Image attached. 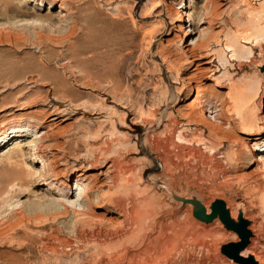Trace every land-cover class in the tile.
Instances as JSON below:
<instances>
[{
	"label": "rangeland",
	"instance_id": "obj_1",
	"mask_svg": "<svg viewBox=\"0 0 264 264\" xmlns=\"http://www.w3.org/2000/svg\"><path fill=\"white\" fill-rule=\"evenodd\" d=\"M179 1L0 0V130L17 126L16 121L31 110L66 116L38 141L40 157L24 147L36 138L30 132L26 138L0 144V264H142V248L154 238L153 234L148 238L151 229L147 233L143 228L155 211L158 219L176 205L163 191L167 184L184 194L201 191L209 202L224 195L258 208L264 170L242 142L248 137L241 130L246 122L248 126L264 122V78L256 79L264 72L257 66L264 59V42L253 50V61L248 55L233 60L224 48L226 38H244L239 32L249 27L246 16L237 17L240 0L224 1L223 6L216 4L219 0H209L211 5L207 0ZM248 2L264 7V0ZM179 12L185 21V15L193 16V25L177 21ZM61 13L65 17L55 19ZM258 23L257 35H263L264 21ZM177 26L195 29L190 39L201 45L194 53L208 52L207 61L214 58L191 81L186 78L194 74L198 61L187 63L191 54L184 55ZM222 52L229 59L226 67L218 60ZM196 86L201 91L198 102ZM234 100L244 109L243 119L232 106ZM221 102L223 125L202 111L203 106ZM41 122L32 123L39 127L33 130L36 135L49 128ZM18 141L23 158L17 157ZM231 151L237 157L229 162L225 155ZM166 152L175 164L165 162ZM22 160L32 167L24 170ZM37 168L45 174L32 175ZM79 175L101 178L82 202L91 211L68 207L51 212L47 199L61 197L57 190L75 188ZM9 185H24L26 190L15 194L8 191ZM79 193L73 190L68 199L78 201ZM152 195L155 201L148 202ZM116 202L130 219L125 220ZM191 220L174 236L177 246L169 261L156 264H231L220 247L232 235L218 231L216 224ZM260 221L264 226V214Z\"/></svg>",
	"mask_w": 264,
	"mask_h": 264
},
{
	"label": "bare ground",
	"instance_id": "obj_2",
	"mask_svg": "<svg viewBox=\"0 0 264 264\" xmlns=\"http://www.w3.org/2000/svg\"><path fill=\"white\" fill-rule=\"evenodd\" d=\"M209 1V0H207ZM206 1V2H207ZM211 1V0H210ZM209 1V2H210ZM212 1H215V0H212ZM220 2L219 3H216L217 5H225L224 1H227V0H219ZM223 1V2H221ZM251 1V0H250ZM255 2H260L262 0H254ZM180 4H182V0L179 1ZM208 2V3H209ZM241 4H242V10H240L239 12H237V17L238 16H246L247 17V24H249V27H247V29L243 32H239V34L241 35H244L243 37L244 38H241V39H235L234 37L232 38H226V43H225V49L228 50V52L231 53V58L233 60H238V59H242L244 58L246 55H248L249 57H253V50L255 48H258L260 46H262V43L264 42V34L262 35H257L259 34V31H260V24L258 22L260 21H264V7L262 8H254L250 5V3L248 2V0H240ZM208 3L206 5H208ZM214 4V2H212ZM264 3V2H263ZM180 4H178V6H175V11L177 9H179L178 7L180 6ZM212 4V5H213ZM63 3H61L59 5V8L60 10L64 9L63 8ZM205 4L203 6H206ZM210 5H211V2H210ZM215 6V5H214ZM213 7V6H212ZM216 7V6H215ZM205 8V7H204ZM203 8V9H204ZM207 8V7H206ZM187 9V7L185 8ZM206 10H209L208 8ZM205 10V11H206ZM204 11V12H205ZM210 11V10H209ZM210 12H213L212 9ZM209 12V14H210ZM178 14V18H177V21H184V25L185 23H190L193 25V19L192 18L193 16H191L190 14L188 15H185L187 16L188 19H186V21L184 20V14L182 12H179L177 13ZM195 16V15H194ZM197 16V15H196ZM56 18L55 19H58V20H62L63 17H65L62 13L61 14H58L57 16H55ZM198 17V16H197ZM207 17V16H206ZM214 17V16H213ZM236 18V17H235ZM240 18V17H239ZM238 18V19H239ZM203 19V17H202ZM236 19V21L238 20ZM201 20V19H200ZM204 20V19H203ZM202 20V21H203ZM240 20V19H239ZM200 22V21H199ZM198 22V24H199ZM20 23V22H19ZM29 23V21H28ZM182 23V22H181ZM24 24V23H23ZM22 24V25H23ZM183 24V23H182ZM197 24V23H196ZM201 24V23H200ZM199 24V25H200ZM203 24V23H202ZM246 24V25H247ZM252 24V25H251ZM264 24V23H263ZM20 25V24H19ZM246 25H243V26H246ZM201 26V25H200ZM251 26H253V28H251ZM178 29H180V31L182 32L183 34V38L181 40V42L183 43L184 45V55L187 56L189 54H191L188 58L186 57V61L187 63L191 64L193 63L194 61H198V63L196 64L195 66V69L193 70L194 71V74H192V76L190 77H187L186 79H189L188 81H191L193 78H195L197 75H199L200 73H202V71L205 69L204 67H206L208 64H211L213 62V59L212 58L210 61L208 60H205V58L207 57V55L209 54L208 52H204V53H201V54H198L196 55L197 53H194L195 49H197V47H200V45H198V40H194V39H190V37L192 36V33H194L195 29L194 30H191V29H188V28H179V26H177ZM242 27V26H241ZM199 28V27H197ZM264 29V28H262ZM1 30V29H0ZM200 32V33H199ZM199 36L201 37V33L203 34L204 33V29L202 30H199ZM264 32V30H263ZM1 33V32H0ZM196 33V32H195ZM225 35H229V34H225ZM226 37V36H225ZM200 39V38H198ZM239 40V41H238ZM182 50V49H181ZM200 50V48L198 49ZM207 50V49H206ZM183 51V50H182ZM181 51V52H182ZM209 51V50H208ZM201 52V51H200ZM215 56V55H214ZM246 58V57H245ZM217 59V58H216ZM250 59V58H249ZM248 59V60H249ZM218 60H219V63L223 66V67H226L228 62H229V59L225 58V54L222 52V53H219L218 54ZM240 61H243V60H240ZM185 62V61H184ZM170 63V62H169ZM186 63V62H185ZM229 65V64H228ZM231 65V64H230ZM262 65V64H261ZM169 66V65H168ZM174 66V65H173ZM227 71V70H226ZM204 72V71H203ZM177 74H179L177 72ZM227 77V72L224 73ZM178 76V75H177ZM208 78V77H206ZM225 78V77H224ZM219 81V80H218ZM192 83V82H191ZM189 84V83H188ZM185 85V84H184ZM248 85V84H247ZM254 85V84H253ZM187 87V85H186ZM238 87V86H237ZM253 87V86H252ZM183 88V87H182ZM229 88V87H228ZM233 89V88H232ZM238 89V88H237ZM236 89V91H237ZM182 90V89H181ZM191 90V89H190ZM242 90V89H241ZM193 91L196 92V98H195V102H198V94L201 92L199 90V87H193ZM200 91V92H199ZM229 91V90H228ZM256 91V90H255ZM254 91V92H255ZM230 92H234L233 90H231ZM240 92V91H239ZM203 93V91H202ZM259 93V89L255 92V95H253V97H256ZM237 94V93H236ZM239 94V93H238ZM203 96V95H202ZM237 96V95H235ZM211 98H214V96H210ZM242 97V94L240 92V94L238 95V98H241ZM235 99V98H234ZM249 100V99H248ZM250 101V100H249ZM193 102V101H192ZM194 102V103H195ZM205 103V102H204ZM231 103V102H230ZM248 103V101H247ZM245 103V104H247ZM193 104V103H192ZM215 104V103H214ZM223 102L219 103L218 106L215 104V105H207L206 107L203 106V110L201 108V110L204 112V115H206L208 118H212L213 121H215V123H219L220 125H223V121L226 119H224V115L222 116L221 113H222V107H223ZM262 105V104H260ZM232 106L234 108H236V113L239 115V117L241 116V119L242 118V111L244 110L243 107L241 108V103H239L238 100H234V102H232ZM244 106V105H243ZM202 107V106H201ZM231 107V106H229ZM84 108V107H83ZM219 108V109H218ZM227 108V107H226ZM224 109V108H223ZM225 110V109H224ZM223 110V112H224ZM227 110V109H226ZM238 111V112H237ZM202 112V114H203ZM231 114V113H229ZM187 117L188 115H190L189 113L186 114ZM185 115V116H186ZM196 115V114H194ZM6 116H9V117H12L13 114H8ZM198 116V115H197ZM226 116V115H225ZM66 117L65 114H63L62 112H50V113H47V112H44V111H37V110H31L29 112H27L25 115H22L20 117V119L18 121H16V123H18L17 126H14V127H9V128H3L0 130V144H3L2 142H5L6 143H9L10 141H12L13 139L15 138H23V137H27L28 133L30 132V135L32 134L34 137L36 136V138L34 139L33 142L29 143L28 145H25L24 147H28L30 148L31 152L34 153V157H40L39 156V152H38V148H37V144H38V141H41L42 139H46L47 136L49 135V133L52 131V128L54 127H57L59 124H61L63 121H65L66 119L64 118ZM182 117V116H181ZM148 118V117H147ZM202 118V117H201ZM121 119V118H120ZM41 120L42 122L40 123L43 127V125H48L49 128L47 129H41V131H38L37 132V135L34 133V131H37V128L33 127V124L32 123H36L37 121ZM138 120V119H137ZM245 120V119H244ZM264 120V119H263ZM8 121H12V120H8ZM137 122V121H136ZM197 122V121H196ZM211 122V121H210ZM228 122V120H227ZM121 123L123 124L124 123V119L121 120ZM120 123V124H121ZM198 123V122H197ZM213 123V122H212ZM172 124V123H171ZM203 124V123H202ZM204 124H208V123H204ZM201 125V124H200ZM221 127V126H220ZM41 128V127H40ZM114 128V127H113ZM34 130V131H33ZM31 131H33L31 133ZM118 132V131H117ZM242 133L245 134V136H247L248 138H244V145L246 147H248L249 151H251L252 153L256 154L255 156V160L256 162H258L259 164V167L261 169L264 170V157L263 156H260V155H264V122L261 126H257V125H254V126H248L247 125V122L245 124V127L242 128L241 130ZM177 133V132H176ZM112 134V133H111ZM180 135V134H178ZM111 137V136H110ZM178 140L180 141L181 140V136H178ZM182 140L185 142L186 140H184L182 138ZM225 140V138H224ZM223 140V141H224ZM227 140V139H226ZM238 140V139H237ZM181 141V143L183 142ZM193 141V140H192ZM233 142V141H232ZM241 141L238 140V143H240ZM252 142V144H251ZM18 144L17 145V150H18V154H17V157L20 156V157H24V155L22 154L23 153V150L22 148L20 147L19 144V141L17 142ZM229 143V142H228ZM201 144V143H200ZM231 144V142H230ZM252 145L251 147L249 146ZM199 145V144H198ZM129 146V145H128ZM213 147V146H212ZM209 148V147H208ZM211 148V147H210ZM164 151H166V148L163 147L162 148ZM214 149V148H213ZM161 150V149H160ZM212 150V148H211ZM169 151V150H168ZM208 151V150H207ZM235 151V150H234ZM232 152V151H231ZM179 153V151H178ZM204 153V152H203ZM10 154V153H9ZM259 154V155H258ZM11 156V155H10ZM43 157V156H42ZM39 158L40 161H42L43 166L45 168L46 166V162L43 158ZM169 153L166 152V155H165V162H168V164L171 166L175 163H171L170 160H169ZM237 157V153L234 154L232 152V155H225V159L229 162H232L234 160V158ZM162 158V157H161ZM223 158V157H222ZM32 159V158H31ZM11 160V159H10ZM23 163L21 164L23 169L24 170H27L28 168L32 167L24 162V160H22ZM226 161V162H227ZM13 163V162H12ZM39 164V163H38ZM114 165H111L110 167H112ZM44 169H33L32 172V175L34 174H37V173H43ZM263 170L261 172H263ZM45 171V170H44ZM30 172V171H29ZM83 169L80 170L79 174H83ZM260 172V171H259ZM29 174V173H28ZM31 174V173H30ZM261 174V173H260ZM100 175L104 176L105 174L104 173H100ZM99 175V176H100ZM247 176V175H246ZM21 177V176H20ZM93 176L92 175H79L78 176V179L76 181V187L75 188H72L70 186V189H68L67 192H64V191H61V190H57V194L60 195L61 197H52L50 199H47V201H50L51 203V206L52 208L50 207L49 210L51 212H62L63 210L66 211L68 207H71L72 210H81L82 211H91L90 209V205H86V207H83L82 205V202L84 200H87L89 199L90 197V187L92 185V183L94 182H97L99 180H101V178H92ZM95 177V176H94ZM238 177V176H237ZM264 177V176H263ZM16 178V177H15ZM228 178V176L226 177ZM20 179V178H19ZM46 182L48 183V178L45 179ZM91 180V181H90ZM50 181L54 182L55 179H50ZM89 181V182H88ZM13 183V182H12ZM218 183V182H217ZM14 184V183H13ZM220 184V183H218ZM260 186V184H258ZM10 186V185H9ZM11 188L8 190L9 192L11 191H15V194L18 192H24V185L22 186H16V185H11L10 186ZM262 187V186H261ZM7 189V188H6ZM18 189V191L16 190ZM102 189V188H101ZM263 189V187H262ZM23 190V191H22ZM30 190V189H29ZM73 190H79L80 191V197H78V201H73L71 199H68V197L70 195H72V192ZM129 191V189H127ZM133 190V189H132ZM127 191V192H128ZM134 191V190H133ZM204 191V190H203ZM9 192L8 195L10 194ZM26 192V191H25ZM30 192V191H29ZM126 192V193H127ZM205 192V191H204ZM207 192V191H206ZM3 193V192H1ZM142 193V192H141ZM250 193V192H249ZM13 194V193H12ZM22 194V193H21ZM25 194V193H24ZM1 195V194H0ZM64 197V198H63ZM244 197V196H243ZM2 198V197H1ZM5 198V197H4ZM3 198V199H4ZM261 201L258 203V208L256 207L255 208V211H254V214L253 213H250L249 215V219L253 222H251V227H250V230L251 232L253 233V238L251 239V248L250 250H248L246 253H244V256L246 254H251L255 257V259L260 263L262 264L259 259L257 257H261L262 261H263V264H264V226L262 224V222L260 221V217L264 214V191H262V195H261ZM5 200V199H4ZM10 200V199H9ZM46 201V202H47ZM80 201V203L78 204V202ZM149 201H155V199H150L148 200ZM158 202L160 200H157ZM228 201V205L229 206H232L233 205V202L229 199H227ZM3 203V202H2ZM5 203V202H4ZM3 203V204H4ZM87 203V202H86ZM153 203V202H152ZM155 203V202H154ZM9 204V203H8ZM252 204V203H251ZM20 205V203H19ZM98 205V204H97ZM96 205V206H97ZM152 206V205H151ZM154 206V205H153ZM159 206V204L157 205ZM206 207V205H204ZM1 207V206H0ZM70 208V209H71ZM116 208L118 209H121L123 211V215H124V218L125 220H128L130 219V214L128 211H124V208H123V205H121V203H117L116 202ZM1 210V209H0ZM160 212H162L163 210H159ZM190 207H186L182 214H178V215H173L171 217H168L167 219L165 220H158L156 219L155 215H156V211L155 213L153 214V217L151 218V220H148V222L146 223L145 227L143 228L144 229V232H147L148 229H151L152 233H150V235L148 236L149 239H152L151 238V234H153L152 236L154 237L153 240H150L148 242L145 243L144 247L141 249L143 252H144V256L145 258L142 259V264H156L157 261H160V260H168L171 255L173 254L174 250H175V247L177 246V243L176 241H174V236L179 232V230L182 228H185L187 226H189L192 222L191 220V215H190ZM151 212V211H150ZM133 217L134 219L136 218V213L133 212ZM230 213H231V217L233 219H236V215H237V212L235 210H230ZM60 214V213H59ZM151 214V213H150ZM159 214V213H158ZM161 214V213H160ZM83 215H90L88 212H83ZM92 216V215H91ZM85 217V216H84ZM106 219V218H104ZM137 219V218H136ZM103 221V219H102ZM140 222V220H138L137 224ZM211 227V226H210ZM216 228H218L217 230L221 231V229H219V224L216 223L215 225ZM214 229V228H213ZM137 230V229H134V231ZM133 231V230H132ZM133 231V233H134ZM148 233V232H147ZM199 233V231H198ZM142 235V234H141ZM220 238H222L224 236L223 233H220ZM218 238V237H217ZM133 239V234H132V238ZM130 239V240H131ZM140 241V240H139ZM174 245V246H173ZM180 255V254H179ZM178 256V255H177ZM169 261V260H168ZM172 263V262H171ZM165 264V263H164Z\"/></svg>",
	"mask_w": 264,
	"mask_h": 264
},
{
	"label": "water",
	"instance_id": "obj_3",
	"mask_svg": "<svg viewBox=\"0 0 264 264\" xmlns=\"http://www.w3.org/2000/svg\"><path fill=\"white\" fill-rule=\"evenodd\" d=\"M253 57H250V60L252 59L253 61ZM257 66L264 68V59ZM258 75L256 79L262 80L264 78V72ZM163 166L166 165L163 163ZM166 167L168 168V166ZM163 191L169 195L176 205L174 204L171 209L162 212L157 221L178 215L186 207H190V215L193 220L205 226L218 223L220 226L219 229L232 235V240L222 244L220 247V254L229 263L260 264L253 255L246 254L244 256V253L251 247V239L253 238V233L250 230L252 223L249 215L250 213L254 214L255 208L248 205V202L246 203L243 199L236 200L235 198L224 195L215 197L209 202L206 201V197H204L201 191H196L193 194H184L178 191L175 186L168 184L163 187ZM151 197L155 199V196L152 195ZM227 199L233 202L232 206L228 205ZM230 210L237 212L236 219L231 217Z\"/></svg>",
	"mask_w": 264,
	"mask_h": 264
}]
</instances>
